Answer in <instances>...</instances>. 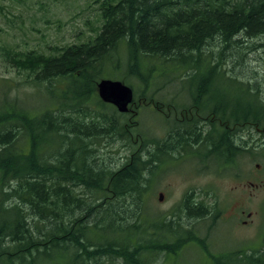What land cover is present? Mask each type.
Masks as SVG:
<instances>
[{
    "label": "trees",
    "instance_id": "1",
    "mask_svg": "<svg viewBox=\"0 0 264 264\" xmlns=\"http://www.w3.org/2000/svg\"><path fill=\"white\" fill-rule=\"evenodd\" d=\"M17 1L0 0V13ZM96 3L101 26L88 41L56 47L53 54L16 53L10 43H0V57L23 69L38 93H48L42 112L21 111L10 102L0 108V264H155L159 255L175 257L197 237L194 224L188 228L178 212L170 242L158 237L155 221L143 229L141 218L124 217L144 206L148 174L156 168L140 152L117 170L99 162L100 137L121 131L130 140L126 114L112 107L99 112L110 107L97 94L102 79L122 81L134 97L142 92L151 101L147 93L157 80L172 85L178 79L182 90L198 92L212 91L219 78L246 90L253 121L264 125L256 81H240L235 73L247 57L244 43L264 38V0ZM122 45L126 70L117 77L112 70ZM239 119L248 121V113L241 111ZM207 260L264 264V242L258 249L208 252Z\"/></svg>",
    "mask_w": 264,
    "mask_h": 264
},
{
    "label": "rangeland",
    "instance_id": "2",
    "mask_svg": "<svg viewBox=\"0 0 264 264\" xmlns=\"http://www.w3.org/2000/svg\"><path fill=\"white\" fill-rule=\"evenodd\" d=\"M13 4L14 8L6 9L5 15L0 13V43H10L16 53L38 51L53 54L56 53V47L79 44L94 38L101 26L99 5L96 0H21ZM244 45L246 48L249 47L245 51L247 57L235 68L236 76L243 82L250 81L254 84L256 81L257 87L254 88L261 90L260 95L264 98V38L247 40ZM123 48L124 45L118 52L119 64L112 70L117 77L122 76L126 70V52L122 51ZM27 80L28 74L23 69L13 67L4 57H0V108L10 102L13 106L17 105L15 107L21 111L42 112L41 108L46 104L48 93L46 90L38 93ZM177 81L179 80H174L172 85H162L163 80H157L153 88L155 90L147 94L154 96L156 91H186L182 90L183 86ZM211 90L217 91L226 105V101L237 97L244 106L248 103L246 90L240 85L218 78ZM141 95L142 92L135 94L136 100L144 102L134 105L137 108L133 106L136 115L133 113L125 115L130 140L122 137L120 131L117 136L100 137L95 143L99 162L110 169L117 170L123 166L132 159L133 153L139 152L143 141L145 144L150 143L154 131L163 128L157 127L161 122L156 119L158 117L152 110L151 102L155 97L147 101ZM110 111L111 106L99 110L106 113ZM251 159L253 160L242 158L230 166L223 164V168L218 171L212 165L197 174L192 165L190 167V162L184 158L170 161V166L163 165L159 169L153 167V173L148 174L150 181L146 184L147 192L143 197V203L141 202L144 206L137 212H123L129 221L139 217L145 229L148 222L156 221L155 213L166 215L175 207V211L184 219V225L190 228L191 224L195 225L198 221L186 220L184 211L180 210L178 204L188 191L202 193L203 189L209 192L208 195H203V200L208 205L217 204L216 209L221 212L222 217V220L213 223L212 220L199 222L194 226L197 237H192L186 242L180 253L175 256L177 258H164V254H161L156 258L155 264H204L208 261V252L219 255L230 250L260 248L264 242V151L260 144L256 145L254 157ZM257 165L262 168V176L258 173ZM249 176L255 187L248 183ZM211 190L215 192H210ZM85 192L89 196V193ZM196 198L202 200V195L196 194ZM123 206L129 210L133 209L127 203ZM243 211H246L245 215ZM248 212L253 214V223L250 227H244L240 221L247 219ZM141 231H134L136 232L134 235L141 234ZM207 233H210L208 239L204 238ZM202 245L207 250H204Z\"/></svg>",
    "mask_w": 264,
    "mask_h": 264
},
{
    "label": "flooded vegetation",
    "instance_id": "3",
    "mask_svg": "<svg viewBox=\"0 0 264 264\" xmlns=\"http://www.w3.org/2000/svg\"><path fill=\"white\" fill-rule=\"evenodd\" d=\"M153 97L152 110L158 117L156 119L161 122L157 127L163 128L154 131L150 143L145 144L143 141L139 152L145 157L151 156L157 169L163 165L170 166V161L184 158L190 162L195 174L202 173L212 165L218 171L223 168L225 161L234 164L242 158L252 161L257 144L264 151V125L255 124L253 121L254 114L251 107L249 108V99L248 106L241 107L243 104L239 97L226 101V105L220 94L212 91H156ZM138 103L144 102L134 97L129 111L124 114L136 115L133 108ZM108 105L117 109L111 104ZM232 106L234 107L231 109ZM243 110L248 113L249 120L240 123L239 113ZM225 112L228 115H224ZM229 114H233L231 119ZM257 167L259 175L262 176V168L260 165ZM248 183L255 187L250 176ZM203 190L202 193L188 191L178 204L180 210L184 211L185 218L198 221L194 226L202 220H212V223L222 220L221 212L216 209L217 204L208 205L203 200V195L209 194L206 189ZM196 194L202 195V200L197 199ZM175 212L174 207L166 215L155 213L157 235H162L168 242L173 236L171 222L175 220ZM245 213L243 211L244 215ZM252 217L253 214L248 212L247 219L240 221L241 225L250 227L253 223ZM210 233L204 238L208 239Z\"/></svg>",
    "mask_w": 264,
    "mask_h": 264
},
{
    "label": "water",
    "instance_id": "4",
    "mask_svg": "<svg viewBox=\"0 0 264 264\" xmlns=\"http://www.w3.org/2000/svg\"><path fill=\"white\" fill-rule=\"evenodd\" d=\"M99 98L106 104L115 106L120 113H127L133 102V89L119 80L102 79L98 84ZM163 199V196H160Z\"/></svg>",
    "mask_w": 264,
    "mask_h": 264
}]
</instances>
